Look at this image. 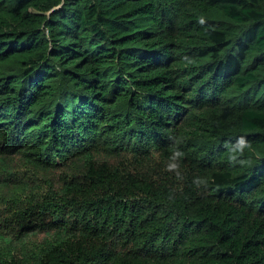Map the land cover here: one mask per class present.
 Masks as SVG:
<instances>
[{"label": "trees", "instance_id": "16d2710c", "mask_svg": "<svg viewBox=\"0 0 264 264\" xmlns=\"http://www.w3.org/2000/svg\"><path fill=\"white\" fill-rule=\"evenodd\" d=\"M5 134L79 166L72 220L0 234V264H264V0H0Z\"/></svg>", "mask_w": 264, "mask_h": 264}, {"label": "rangeland", "instance_id": "374dc122", "mask_svg": "<svg viewBox=\"0 0 264 264\" xmlns=\"http://www.w3.org/2000/svg\"><path fill=\"white\" fill-rule=\"evenodd\" d=\"M6 136L7 134L0 138V234L10 237V234H18L24 225L35 226L42 231L29 238L28 242H38L44 227H51L60 217L72 220L71 207L55 197L60 194V179L67 175L66 171L79 165L74 162L65 168L68 162L56 154L51 156L50 161L58 163L47 164L41 151L14 152L10 148V141L6 144L8 146L2 144L8 138ZM109 138V133L103 134L97 142L101 148V153L98 154L101 159H106L111 165H126L131 170L148 172L153 176L162 174L165 163L159 158V154H153L154 146L149 150L140 147L138 151L127 148L121 152L108 153L103 148L110 147L107 144L109 142H106ZM34 157L39 160L37 166L28 161ZM47 165L51 167H46ZM56 203H59V212ZM57 215L59 216L56 217Z\"/></svg>", "mask_w": 264, "mask_h": 264}, {"label": "clouds", "instance_id": "9594fccd", "mask_svg": "<svg viewBox=\"0 0 264 264\" xmlns=\"http://www.w3.org/2000/svg\"><path fill=\"white\" fill-rule=\"evenodd\" d=\"M240 143L243 144V140L242 139H241Z\"/></svg>", "mask_w": 264, "mask_h": 264}]
</instances>
